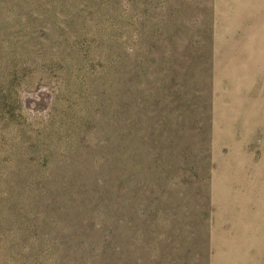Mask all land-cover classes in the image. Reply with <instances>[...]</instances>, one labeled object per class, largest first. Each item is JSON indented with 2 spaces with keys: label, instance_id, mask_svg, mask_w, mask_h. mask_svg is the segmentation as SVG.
<instances>
[{
  "label": "rangeland",
  "instance_id": "1",
  "mask_svg": "<svg viewBox=\"0 0 264 264\" xmlns=\"http://www.w3.org/2000/svg\"><path fill=\"white\" fill-rule=\"evenodd\" d=\"M0 264H264V0H0Z\"/></svg>",
  "mask_w": 264,
  "mask_h": 264
},
{
  "label": "trees",
  "instance_id": "2",
  "mask_svg": "<svg viewBox=\"0 0 264 264\" xmlns=\"http://www.w3.org/2000/svg\"><path fill=\"white\" fill-rule=\"evenodd\" d=\"M123 162H125L123 160ZM127 178L124 179V181L121 182L122 186L126 185ZM100 186L103 185L105 182L99 181ZM108 188L102 187L98 192V195L96 199H94L92 203V210H94L95 213H97V218L99 217V220H109L110 218L115 220V208H116V195H110L111 191L109 189V185L107 184ZM123 195V194H118ZM136 208H138L140 211L143 210V207H139V205H136ZM139 212V211H138ZM118 217V216H116Z\"/></svg>",
  "mask_w": 264,
  "mask_h": 264
}]
</instances>
